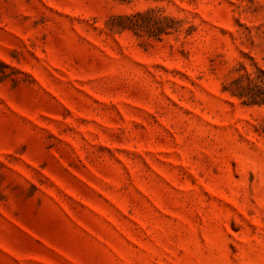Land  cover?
Segmentation results:
<instances>
[{
    "label": "rangeland",
    "instance_id": "rangeland-1",
    "mask_svg": "<svg viewBox=\"0 0 264 264\" xmlns=\"http://www.w3.org/2000/svg\"><path fill=\"white\" fill-rule=\"evenodd\" d=\"M259 71L264 0H0V264H264Z\"/></svg>",
    "mask_w": 264,
    "mask_h": 264
},
{
    "label": "trees",
    "instance_id": "trees-1",
    "mask_svg": "<svg viewBox=\"0 0 264 264\" xmlns=\"http://www.w3.org/2000/svg\"><path fill=\"white\" fill-rule=\"evenodd\" d=\"M134 17H142L136 14ZM233 96L237 97L243 105H264V72L259 71L256 78L246 77V81H237Z\"/></svg>",
    "mask_w": 264,
    "mask_h": 264
}]
</instances>
